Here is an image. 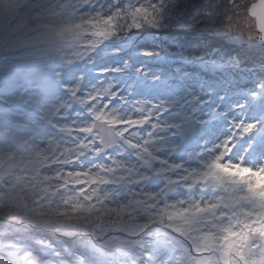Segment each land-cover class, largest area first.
I'll use <instances>...</instances> for the list:
<instances>
[{"label":"rangeland","instance_id":"rangeland-1","mask_svg":"<svg viewBox=\"0 0 264 264\" xmlns=\"http://www.w3.org/2000/svg\"><path fill=\"white\" fill-rule=\"evenodd\" d=\"M210 1L211 0H149L148 4H151L153 7H158L160 4L165 5L166 10L163 11V15L160 18V22L157 26L147 25L143 20H137V22L130 21L132 19H127L121 12V17L123 16L124 18L120 19L122 26L118 30L116 29V34L121 35V37L124 38L129 44L121 43L122 46H113L114 49H119L123 46H129L128 48H130L132 42L134 41L132 53L143 54L146 58L145 62L139 57H134L131 52H126V54L123 53V55H121V58L119 59L120 63L113 62V65H115L116 68H123L125 64L130 65L131 70L129 72L119 73H125L126 75L130 76L131 81L140 86V91L142 93H145L149 89L144 94L145 96L150 94L160 98V107L162 112H160L161 115H159L154 121V125L156 126L153 132L154 135H157L161 138L169 135L170 133H176L179 131V125L187 120V116L184 115L180 109V103L188 107L191 112H197L198 115L201 112L205 114L204 110L207 102L215 97V102L213 103L211 110H209L212 114H214V117L213 119H210V121H207L205 125H207L209 128L217 129L218 131L209 129V135L207 132H205L204 141L201 143V145H199V137L194 136L192 138L191 144L194 145V148L191 150L188 159L191 160L194 158V155L196 156L195 162L197 167L193 169H198L203 161L211 154L210 150L213 148V146L228 134L229 131L222 130L226 129L228 117L231 118L233 115H235V106L246 104V107L243 109L242 113L246 115H251V113L256 116L259 115V113L255 112L251 106V103L253 102L250 94L257 91L259 84L264 83V75L259 74V76H254L253 74L254 69L264 72V54H255L250 48L251 43L257 44V32L255 31L253 21L247 15V6L253 2H256L257 0L215 1V4L217 3L218 6H221L223 12L225 13V16L222 18L220 11L215 8L213 4L205 5L204 7L201 6L203 3H209ZM57 2H63V0L35 1L30 4L22 5L19 8L18 13H23L27 9L29 12H36L37 14V10L32 6H51L53 3ZM76 13L77 15L86 16L96 13V11L80 10ZM31 16L32 14L30 17ZM68 19L66 20V18L63 17V20H66V22L63 24H66ZM241 19L244 21L249 19L251 24L248 25ZM241 21L245 26L241 23ZM49 22L50 19L48 20V24ZM135 23L141 24L140 28H143L146 33L139 35L134 31H131L136 28L134 27ZM153 27H155V29ZM159 29H162L163 33ZM177 31H181L178 33H181L182 36L188 35V39L184 41L178 37L176 33H173ZM83 36H85V34H83ZM127 37L132 40H128ZM209 37L217 38L219 41L218 44L211 49L212 53L220 54L219 57L217 56L216 64H214L212 67L203 63L201 58H199V55H202L203 60L206 61L211 57L212 53H206V49L202 48V45L206 43V39ZM152 38H155L159 41L157 47L154 46L152 42H150ZM195 38L198 40V42H195ZM166 39L172 41L174 46L171 47ZM143 40L145 41L144 43H142ZM89 41L90 39H88V42ZM146 42L149 43L147 44ZM186 42L190 44V47ZM152 46L156 48L153 49ZM43 48V45L40 46L41 50H43ZM59 57L61 58H55V60H53L48 66L35 63V70L37 74L39 71L37 84H31L32 80H30L27 83V86L30 84L31 86L42 85L41 83L46 81V79L50 78L52 75H57L64 80H69V78L65 76V62L69 59V56H66L65 51H63L59 54ZM151 57L153 60H151ZM150 60L151 62H147ZM183 61L188 65H182ZM215 65H223V67H216ZM44 67H47V69H44ZM139 67H142V69ZM203 67L209 71L211 69L213 73V75H208L205 77L208 79L207 86H209V88L199 89L194 93L186 92L182 94L183 88L178 80V75L182 73L185 77L193 78L196 71ZM137 69H139V71H137ZM233 72L246 75V77L249 79H247V82L245 83L241 82L244 81L245 78H243L241 81L232 80L230 83V80L234 78ZM11 73L12 70L9 71V74ZM229 75H231V78L228 77ZM200 80L202 83H204V78H201ZM156 85L161 87H155ZM53 87L54 85L52 84L50 88ZM210 90H218V92H216L215 95H210ZM235 91L239 96L235 94ZM245 91L249 93L245 94ZM9 107L10 100L6 99L5 103L0 104V112L6 110ZM58 109L59 106L50 108L49 119L53 118V121L56 120L55 114H60L57 112ZM230 109L231 111L229 112L227 118L221 115V113ZM248 109L252 110L251 113H246ZM142 118L143 116L139 114L133 116L123 115V120H142ZM27 120L30 121V119H26L25 121ZM31 122L34 123V125H31L34 127L32 129H34L33 134L35 135L38 132V129H35V127L38 125L40 126L41 121L36 119L34 121L31 120ZM133 124L136 127L135 131L143 127L148 130L151 127L146 126L144 122ZM3 126H6V124ZM229 130L234 129L230 128ZM21 131L22 128L19 129L18 133L20 134ZM13 132L14 131L9 130V132L5 134L2 130H0V142H2L0 145V180H3V182L6 184H11V182L14 184L13 187H9L7 189H3V191H0V233H3L5 229L10 233V235L7 236L4 241L0 242L6 243L10 241L22 240L29 244L30 242H28V240L31 241L34 239V237L36 238V241H41V237H45L49 238L47 242H44L45 244H48L49 240H54L55 238L74 236L81 242L89 241L91 246L101 253V255L97 256L96 260L94 261H90V258H88V262L91 264H95L96 262L104 263L107 259L108 264H113V260L108 258L112 250L109 249L107 241H109L111 238H117L120 241H129V237H131L129 234H134L136 231L141 230L137 226L145 223V216H142V214L145 213L144 202H147V204L151 207H156L160 195L158 198L152 199L151 197L144 195L147 193L145 192L135 196L130 195L123 200H118L117 202L107 204L111 209L123 210L114 211L111 214L105 215L102 222L94 221L91 224L83 225V221H80L79 223H81L86 228V231H76L74 233L68 234L58 229L54 225L37 223L34 220L35 212L43 211L45 213L44 219H48L49 214L47 213L46 208H42L41 206L34 208L39 204L35 203L38 199L34 200L28 194L30 188L29 182L32 180V177H38L39 179H42L45 175L54 177L55 173H60L62 170L61 166H63L62 164H65L69 161L70 154L69 152H64L62 145L66 139L58 137L54 132L47 134V137H45V132L42 139L47 140L50 138L51 141L45 143L41 142L40 145L36 144V148L44 147L47 159L43 160L38 158L37 154H32L31 156L27 157L30 153L28 152L24 155L15 154L17 157H15L12 162V160H7L5 155L8 150L11 152L13 151L8 148L9 146L7 142H11L13 145L19 143V139L13 137ZM187 139L188 138H186L183 142L187 141ZM168 140H170L169 143L171 144V150L168 152L169 159H173L174 161L175 159L182 158L185 155L188 148L187 145L189 144L182 146L180 141L176 140V138L173 136H170ZM23 145H25V143ZM33 146H35V144ZM55 147H57L56 152H54ZM188 153L189 150L186 153L185 159L181 161L183 165L180 170L175 171V168L173 167L175 163H173L172 160H167V164L169 166L168 170L170 172H167L165 177L168 178V175H172L174 179L180 180L185 170L186 172L183 175L184 179L185 176L190 174V172L193 170L190 168L196 164L187 161ZM242 153L243 144L240 145L235 153H232V158L236 159L238 156L242 155ZM56 156H59V159L56 158ZM116 158L118 160V165L113 166L111 169H100L94 172V176L97 177V180L89 185L86 183L85 194H90L93 189L98 191H109L115 182L114 179H110V177L114 176L116 173H125V169L134 163L126 149H123L121 155ZM155 158L156 157L153 155L145 154L144 161L153 167V161ZM16 159H21L19 165ZM250 160L254 161L251 158V155L245 162L249 164ZM259 162V160H256V162L252 163V165H255ZM50 163L53 165L48 168L43 167L44 165ZM90 164L91 162L87 165ZM19 166L24 167L25 169H21ZM29 169H34L35 173H33V171L30 172L31 178L26 179V181L23 183V186L21 187L20 184L27 176V170ZM110 172L111 175H109ZM32 174H34V176ZM143 178H146V176L144 175ZM9 179L11 182H5L9 181ZM253 180L258 190L264 189V173H257L256 176L253 177ZM104 181L107 182L102 183L101 186L97 187V183ZM50 183L51 185L59 184L54 181L52 182V180ZM138 185L148 188L151 186V182L144 180L139 182ZM41 186L43 187L44 185L42 184ZM179 193H184V191L179 190ZM215 193H217L216 189H204L202 187L201 190L195 194L196 196L194 198L203 197L205 199H212L213 194ZM153 194L159 193L158 191H155ZM21 195L24 197L23 200L20 199ZM130 201H140L141 204H133L131 207H128ZM165 201L167 203H173L174 201H177V199L171 198L165 199ZM51 219L55 220L56 217L51 216ZM124 222H126V225ZM73 223H76V221L74 220ZM97 223H102L104 226L103 234L100 236L102 240L100 241H95L93 239L94 235L92 230L96 228L95 224ZM122 230L128 234H124ZM162 232L165 233V235H175V233H168L167 229L166 231ZM36 245L39 247L38 244ZM51 245H53L57 251H62L61 248L71 246V244L66 245L64 243H60V241H57L56 244ZM30 246L32 249H35L33 245ZM83 248L85 247L83 246ZM76 251L79 252V250ZM89 253L91 252L88 251V254ZM115 264H131V257L117 256L115 258Z\"/></svg>","mask_w":264,"mask_h":264},{"label":"snow or ice","instance_id":"snow-or-ice-1","mask_svg":"<svg viewBox=\"0 0 264 264\" xmlns=\"http://www.w3.org/2000/svg\"><path fill=\"white\" fill-rule=\"evenodd\" d=\"M80 3L87 4V0H78L77 3L67 0L51 7L32 6L37 10V19L41 21L57 8L61 14L69 18L66 24L59 27H52L48 23L38 24L35 31L39 33L40 38L59 37L78 43L83 34H88L95 37L91 41L94 46L110 40L116 34L120 13L113 8L108 10L107 15L97 12L95 17L77 18L76 10ZM120 10L125 17H131L133 21L143 20L146 24L157 26L166 9L164 4L153 7L151 4L142 5L137 0L136 4L120 5ZM249 10L251 15L258 19L259 32H264V0H260L259 5H252ZM134 27L139 28L141 24L135 23ZM261 43L264 44V40ZM130 70L128 64L116 69L117 72ZM112 87L114 85L109 84V88ZM104 90L107 92L109 89ZM250 95L252 107L259 115L240 120L233 117L230 123L234 130H229L228 134L213 146L211 154L200 167L193 169L183 181L189 193L199 185L204 189H216L217 195L212 199L190 196L187 200H177L173 203L165 201L159 207H151L144 202L145 223L137 227L142 229L141 235L146 238L135 242L120 241L117 238L107 241L109 249L112 250L108 258L113 260V264L117 256H130L131 264H264V189L258 190L253 180L257 173H264V83L259 84L257 91ZM79 103H83V100ZM236 107L243 112L246 104ZM230 111L231 109L226 110L221 115L227 118ZM129 122L139 124L143 123V120ZM242 143L243 155L233 159L232 153ZM250 155L254 161L260 162L255 165L246 163ZM173 167L180 168L181 165ZM60 175L57 172L54 177L47 175L42 179L32 177L29 182L28 194L34 200L41 197L47 200V204L41 207L46 208L49 218L44 219L45 213L37 211L34 214L35 222L54 225L71 234L86 231L83 225L94 221L102 222L105 215L123 210L109 208L105 199L108 194L100 196L95 189L90 194H84V190L81 189L75 195H64L59 200L54 199L60 189L66 187L65 184L51 185L50 181L53 178H60ZM92 179L95 180L97 177L93 176ZM74 183L79 185L80 181L76 180ZM165 183L171 185L173 182L165 180ZM176 183L179 184L180 181ZM129 194L136 195L130 189ZM161 194L163 191L159 194L144 195L156 199ZM23 198L21 195L20 199ZM133 204L140 205L141 202L130 201L128 207ZM51 216H55L56 219L52 220ZM74 220L76 223H73ZM80 221H83V225L79 223ZM154 224L175 235L155 231ZM95 227L104 230L102 223L95 224ZM9 235L5 229L0 233V241H4ZM34 243L39 245L40 251L32 249L22 240L0 243V264H88V256L80 254L73 247L57 251L50 243L45 244L43 241ZM81 245L89 252L101 255L89 241H82Z\"/></svg>","mask_w":264,"mask_h":264},{"label":"bare ground","instance_id":"bare-ground-1","mask_svg":"<svg viewBox=\"0 0 264 264\" xmlns=\"http://www.w3.org/2000/svg\"><path fill=\"white\" fill-rule=\"evenodd\" d=\"M215 1H217V0H211L209 3H203L201 6L204 7L205 5L213 4L214 7L217 8L220 11L221 18H222V17L225 16V13L223 12V9H222L221 6H218L217 3L215 4ZM256 5H259V4H256ZM241 20L247 24V20L246 21H244L243 19H241ZM242 21H241V23H242ZM248 22L251 23L249 20H248ZM147 25H149V24H147ZM19 34H21L22 38H24L25 36H27L29 34H33L34 35V32L33 31L30 32L25 27H22V30H21V32ZM81 37H83V35ZM55 40H64V41H69L70 43H73V42H71L68 39L59 38V37H56V38H53V39H42V38H40V36L38 38H36L34 36L33 38H31V41H33V42L36 41V44L31 42V41H30L31 44H27V43L25 44L24 40H22L21 41V45L23 46L24 49L31 50V54L37 55L39 60L46 61L47 57H48V54L50 52V47H51L52 43L55 42ZM73 44H77V43H73ZM42 45L44 46L43 50L40 49V46H42ZM250 48L253 50V53H255V54L256 53L264 54V47H260L257 44L251 43Z\"/></svg>","mask_w":264,"mask_h":264},{"label":"trees","instance_id":"trees-1","mask_svg":"<svg viewBox=\"0 0 264 264\" xmlns=\"http://www.w3.org/2000/svg\"><path fill=\"white\" fill-rule=\"evenodd\" d=\"M86 5L91 6V5L89 4V0H87V4H86ZM120 5H127L126 0H116V1H114L111 5L107 6V8H108V10L114 8L118 13H121ZM247 7H248V6H247ZM126 18L131 19V17H126ZM131 21H133V20H131ZM148 28H150V27H148ZM153 28L155 29V27H153ZM133 30H135L136 34H139V35L146 33V31L143 30V28H140V27H139V28H135V29H133ZM159 30L162 31V33H163V30H162V29H159ZM167 38H168V37H167ZM166 41H168V39H166ZM143 42H145V41L143 40ZM158 43H159V41H158V42H157V41L153 42L154 46L157 45ZM154 46H152L153 49H154ZM93 239H94L95 241H96V240H100V238H97L96 236L93 237ZM0 243H1V242H0ZM80 251H82V252H87V250H86L85 248H81ZM94 255H95V254H93V253H90V254H89L90 258H92V259H93Z\"/></svg>","mask_w":264,"mask_h":264},{"label":"water","instance_id":"water-1","mask_svg":"<svg viewBox=\"0 0 264 264\" xmlns=\"http://www.w3.org/2000/svg\"><path fill=\"white\" fill-rule=\"evenodd\" d=\"M256 4H260V0H257L256 2L251 3V4L249 5V8H251L252 5H256ZM249 8H247V13H248L250 16H252V17H254V18L256 19V26H257L256 28H257V30L259 31L258 19H257L256 16L251 15V12H250ZM257 10H259V9H257ZM257 40H258L259 42H261L262 40H264V32H259V34H258V36H257Z\"/></svg>","mask_w":264,"mask_h":264},{"label":"clouds","instance_id":"clouds-1","mask_svg":"<svg viewBox=\"0 0 264 264\" xmlns=\"http://www.w3.org/2000/svg\"><path fill=\"white\" fill-rule=\"evenodd\" d=\"M248 16H249V14H248ZM253 18H254V17L251 16V19H252V20H253Z\"/></svg>","mask_w":264,"mask_h":264}]
</instances>
